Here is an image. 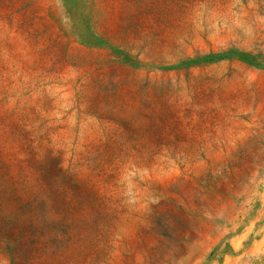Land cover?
<instances>
[{
    "label": "rangeland",
    "instance_id": "374dc122",
    "mask_svg": "<svg viewBox=\"0 0 264 264\" xmlns=\"http://www.w3.org/2000/svg\"><path fill=\"white\" fill-rule=\"evenodd\" d=\"M0 264H264V0H0Z\"/></svg>",
    "mask_w": 264,
    "mask_h": 264
}]
</instances>
